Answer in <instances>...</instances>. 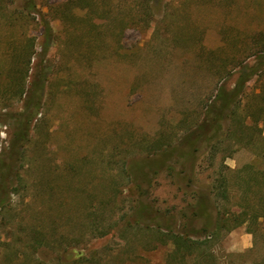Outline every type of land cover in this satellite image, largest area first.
<instances>
[{
    "label": "rangeland",
    "instance_id": "1",
    "mask_svg": "<svg viewBox=\"0 0 264 264\" xmlns=\"http://www.w3.org/2000/svg\"><path fill=\"white\" fill-rule=\"evenodd\" d=\"M0 202V264H264V0H0Z\"/></svg>",
    "mask_w": 264,
    "mask_h": 264
},
{
    "label": "trees",
    "instance_id": "2",
    "mask_svg": "<svg viewBox=\"0 0 264 264\" xmlns=\"http://www.w3.org/2000/svg\"><path fill=\"white\" fill-rule=\"evenodd\" d=\"M50 33L51 32H50V29L48 27L47 28V37H46L47 42H46L45 47H44V52H47L49 47H50V40H49ZM256 74H257L256 71L255 72L253 71L252 74H246V73L242 72L240 80L238 81V84H237L238 86L235 87L233 89V91H228L225 88V86H221L218 89V92H217L215 98L210 103V105H208V107L206 109L205 119L203 120V122H201V125L199 127H197L196 129H193V131H191V136L195 137L196 139L204 136V135H197V130H201L204 127L211 126L212 129L216 128V127H221L222 121L227 117L228 112H230V111L234 112L233 110L236 106L235 104L238 102L237 101L238 94L236 93V90H238L239 88L240 89L243 88L252 79V77L255 76ZM239 84L242 86H239ZM205 137L210 139L207 132L205 133ZM196 143H197V141H195V140L190 141V144L193 146H195ZM228 190L229 189H228V186L226 184L225 179H222V181H220V183L217 184V186H216L217 194H221L223 198H228ZM4 209H5V206L3 205V202H0V211L1 210L3 211ZM239 225L240 224H238V226ZM32 229H33V232L37 235V237H35V243L37 245L44 246V245L48 244L47 240L44 239L43 235H41L43 233L40 231V229H38V227H34ZM38 234H40V236H42V237H38ZM185 234H186V236L189 235L188 232H186ZM173 239L178 245L179 244L184 245V246L186 245V247L187 246L190 247L191 250H192L193 243H195V242H193L192 239L189 238V236L186 238L185 236L175 234V235H173Z\"/></svg>",
    "mask_w": 264,
    "mask_h": 264
},
{
    "label": "crops",
    "instance_id": "3",
    "mask_svg": "<svg viewBox=\"0 0 264 264\" xmlns=\"http://www.w3.org/2000/svg\"><path fill=\"white\" fill-rule=\"evenodd\" d=\"M249 238H250V237H247V238H246V243H247L246 246H248V247H249V246H252V241H251V243H250V245H249ZM227 242H228V241H227Z\"/></svg>",
    "mask_w": 264,
    "mask_h": 264
}]
</instances>
